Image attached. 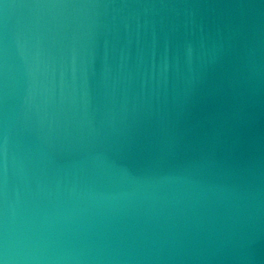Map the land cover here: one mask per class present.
<instances>
[{
	"label": "water",
	"instance_id": "obj_1",
	"mask_svg": "<svg viewBox=\"0 0 264 264\" xmlns=\"http://www.w3.org/2000/svg\"><path fill=\"white\" fill-rule=\"evenodd\" d=\"M0 264H264V0H0Z\"/></svg>",
	"mask_w": 264,
	"mask_h": 264
}]
</instances>
